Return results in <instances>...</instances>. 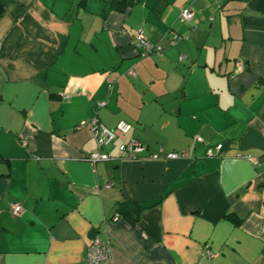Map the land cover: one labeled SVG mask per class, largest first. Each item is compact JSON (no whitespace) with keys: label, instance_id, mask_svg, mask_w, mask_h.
<instances>
[{"label":"crops","instance_id":"crops-1","mask_svg":"<svg viewBox=\"0 0 264 264\" xmlns=\"http://www.w3.org/2000/svg\"><path fill=\"white\" fill-rule=\"evenodd\" d=\"M0 6V264H87L91 230L113 264H264V0ZM93 118L146 149L90 161Z\"/></svg>","mask_w":264,"mask_h":264},{"label":"built area","instance_id":"built-area-1","mask_svg":"<svg viewBox=\"0 0 264 264\" xmlns=\"http://www.w3.org/2000/svg\"><path fill=\"white\" fill-rule=\"evenodd\" d=\"M180 18L185 21L192 19V12L185 6L180 10ZM173 38V37H172ZM136 46L142 54L149 53L152 51H159V46H153L142 33H138L135 37ZM175 40V37L172 41ZM183 56H180L181 60ZM131 74V72H129ZM62 99L68 100L69 96L66 94L61 95ZM103 103H99V106ZM83 124V123H82ZM92 134L96 140L98 151L90 154L88 159L92 162L96 161H108L113 159H136L141 156L142 152L146 149L145 146L135 138L128 140L122 139L117 147V153L115 156L104 151V148L113 143L117 138H124V136L130 131L131 124L127 121L120 120L114 128H108L102 123L98 122L97 119L93 118L89 121ZM221 144H217L214 148L209 147L206 151L207 156H213L221 148ZM163 153V148L159 147L158 151L149 154L150 158H160ZM167 159L187 158L189 153L187 151L181 152H167L163 155ZM10 212L13 216H18L22 212V207L17 202L10 204ZM87 264H113L111 258V244L110 240L100 235H94L87 248L86 252Z\"/></svg>","mask_w":264,"mask_h":264},{"label":"trees","instance_id":"trees-1","mask_svg":"<svg viewBox=\"0 0 264 264\" xmlns=\"http://www.w3.org/2000/svg\"><path fill=\"white\" fill-rule=\"evenodd\" d=\"M1 10H2V7L0 6V12H1ZM154 46V45H153ZM140 51V50H139ZM152 52H155V51H152ZM149 53H151V52H149ZM159 200H156V201H154L153 203H151V204H146V205H143V206H141V208H144V207H149V206H151L152 204H154V203H157ZM228 217H230V218H232L233 220H235V222H240L241 221V218H238L237 216H235V215H233V214H228Z\"/></svg>","mask_w":264,"mask_h":264},{"label":"water","instance_id":"water-1","mask_svg":"<svg viewBox=\"0 0 264 264\" xmlns=\"http://www.w3.org/2000/svg\"><path fill=\"white\" fill-rule=\"evenodd\" d=\"M94 233H95V232H94L93 230H91V231L89 232V234H88V237H89V238H92V237L94 236Z\"/></svg>","mask_w":264,"mask_h":264}]
</instances>
